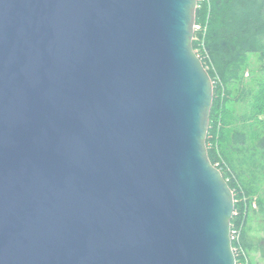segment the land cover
Listing matches in <instances>:
<instances>
[{
    "label": "water",
    "instance_id": "95a60500",
    "mask_svg": "<svg viewBox=\"0 0 264 264\" xmlns=\"http://www.w3.org/2000/svg\"><path fill=\"white\" fill-rule=\"evenodd\" d=\"M197 4L0 0V264H235Z\"/></svg>",
    "mask_w": 264,
    "mask_h": 264
},
{
    "label": "trees",
    "instance_id": "16d2710c",
    "mask_svg": "<svg viewBox=\"0 0 264 264\" xmlns=\"http://www.w3.org/2000/svg\"><path fill=\"white\" fill-rule=\"evenodd\" d=\"M196 24L202 30L194 34L193 49L202 45L199 58L213 85L206 138L208 158L213 166L221 165L217 168L233 192L235 215L231 224L237 226L246 217L250 199L257 194L253 182L243 181L246 154L253 159L257 146L264 151V125L260 119L264 116V88L252 91L242 83L250 54L258 57L264 75V0H198ZM237 104L245 110L237 111ZM262 161L264 171V155ZM226 165L236 179L227 178ZM244 197L247 199L243 202ZM261 203L259 200L258 205ZM242 245L248 249L244 234ZM232 247H236L235 242ZM261 257L264 260V249Z\"/></svg>",
    "mask_w": 264,
    "mask_h": 264
},
{
    "label": "rangeland",
    "instance_id": "374dc122",
    "mask_svg": "<svg viewBox=\"0 0 264 264\" xmlns=\"http://www.w3.org/2000/svg\"><path fill=\"white\" fill-rule=\"evenodd\" d=\"M201 30L202 26L195 23L194 34L199 33ZM198 39V36H196L197 41ZM201 46L197 47L195 50L198 55H201ZM242 83L250 87L252 91H258L260 88H264V75L260 71V63L256 55H249L243 72ZM234 95H236V92H234ZM235 109L242 112L245 110V107L242 108L241 105L237 104L235 105ZM260 119L261 124L264 125V116H260ZM262 155H264V151L260 150L257 146L256 158H250L249 153L246 154L245 158L246 163L244 168L246 169V176L243 178V181L245 183L253 182L257 193L250 199V207H248L246 217L244 216L242 221L237 224V228L241 231L239 243L248 258V264H264V260L261 257L262 250L264 249V171L261 165L263 164ZM225 172L228 174V179H236L235 174L232 173L227 165L225 167ZM246 199L247 197H244V199H242L243 202L246 201ZM259 200L262 201L260 206L258 205ZM243 234L245 235V242L248 245L247 250H245L242 245Z\"/></svg>",
    "mask_w": 264,
    "mask_h": 264
},
{
    "label": "built area",
    "instance_id": "2783aa9c",
    "mask_svg": "<svg viewBox=\"0 0 264 264\" xmlns=\"http://www.w3.org/2000/svg\"><path fill=\"white\" fill-rule=\"evenodd\" d=\"M199 57V55H197ZM217 166H219V164H216V168ZM218 169V168H217ZM219 170V169H218ZM235 215V212L234 214ZM238 226L232 225L230 226V239L231 242H235L236 243V247H232V251L234 253L235 256V264H248V258L245 255L243 248L241 247L240 243H239V238H240V234L241 231L237 228ZM238 259V262H237Z\"/></svg>",
    "mask_w": 264,
    "mask_h": 264
}]
</instances>
